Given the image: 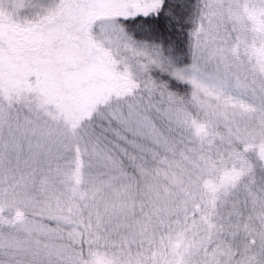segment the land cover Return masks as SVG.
<instances>
[{
	"label": "snow or ice",
	"instance_id": "snow-or-ice-1",
	"mask_svg": "<svg viewBox=\"0 0 264 264\" xmlns=\"http://www.w3.org/2000/svg\"><path fill=\"white\" fill-rule=\"evenodd\" d=\"M0 264H264V0H0Z\"/></svg>",
	"mask_w": 264,
	"mask_h": 264
}]
</instances>
